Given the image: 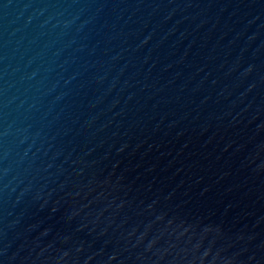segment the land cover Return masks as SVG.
Returning <instances> with one entry per match:
<instances>
[{
	"label": "water",
	"instance_id": "95a60500",
	"mask_svg": "<svg viewBox=\"0 0 264 264\" xmlns=\"http://www.w3.org/2000/svg\"><path fill=\"white\" fill-rule=\"evenodd\" d=\"M0 264H264V0H0Z\"/></svg>",
	"mask_w": 264,
	"mask_h": 264
}]
</instances>
